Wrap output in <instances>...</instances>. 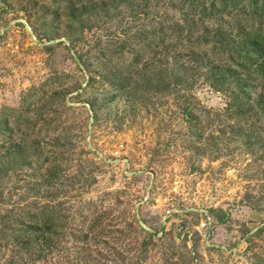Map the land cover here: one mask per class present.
<instances>
[{"label":"rangeland","instance_id":"obj_1","mask_svg":"<svg viewBox=\"0 0 264 264\" xmlns=\"http://www.w3.org/2000/svg\"><path fill=\"white\" fill-rule=\"evenodd\" d=\"M0 264H264V0H0Z\"/></svg>","mask_w":264,"mask_h":264}]
</instances>
